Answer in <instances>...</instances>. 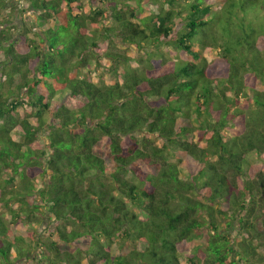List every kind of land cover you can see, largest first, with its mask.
Listing matches in <instances>:
<instances>
[{
	"label": "trees",
	"instance_id": "obj_1",
	"mask_svg": "<svg viewBox=\"0 0 264 264\" xmlns=\"http://www.w3.org/2000/svg\"><path fill=\"white\" fill-rule=\"evenodd\" d=\"M88 3L0 20V264H264V0Z\"/></svg>",
	"mask_w": 264,
	"mask_h": 264
},
{
	"label": "rangeland",
	"instance_id": "obj_2",
	"mask_svg": "<svg viewBox=\"0 0 264 264\" xmlns=\"http://www.w3.org/2000/svg\"><path fill=\"white\" fill-rule=\"evenodd\" d=\"M11 3L16 5V9H14L13 13L10 15V12L13 10L12 8H9L8 11H6V9H1L0 8V20H4L7 19L8 17L10 19H13L14 22H18L21 20L27 24H29V26L31 25V27H33L34 29H37V27L34 25V16L32 15L31 12H24L21 13L20 10L22 7H27V6H31L30 4V0H11ZM134 3V2H131ZM85 8L86 11H89V3L88 0H85ZM148 10H151L152 8H149L147 6ZM93 29V28H90ZM17 33V31H16ZM76 34V30L74 28L71 29L69 36L67 37V39L69 38L70 42L73 40V37ZM99 47L101 49V52H99V55H102L103 52L107 51V49H113L115 51H120L121 53H125V55H127L130 58V64L136 68V69H142L143 68V64L141 62H139L138 60L141 59L138 52L139 50L136 47H132L129 44L123 43V42H118L114 47L111 48L110 46V41L109 39H105V40H100V44ZM140 53V52H139ZM171 56L173 57V55H175L174 52H170ZM207 56L210 59H216L218 57L217 54V50H209L208 52H206ZM4 55L3 53H0V60H4ZM110 65V61L107 58H102L100 61V65H98L97 62H94L93 65L91 66V68H85L84 73H89V77L94 80L97 83H100L101 80L105 83H109L112 82L114 79V77L111 75V73H107L106 72V66ZM91 70V72H90ZM20 80V77H19ZM251 93V91H250ZM67 94L64 95V97H66ZM56 100H62V94H58L57 96H55ZM22 112L25 114L26 111L22 110ZM248 116L246 117V123H250L251 125H253V123L255 122L256 118H259V113L260 110L258 109V107H255V105H251V107L246 111ZM249 128V127H247ZM253 131H249V135L252 134ZM249 160L251 161V163L253 164H259L260 163V156L255 152L252 151L249 153ZM131 178V177H130ZM46 211V210H45ZM47 213V211L45 212V214ZM48 216H51V213L48 212V214H46L45 219L42 221V223H40V225L38 226V233H37V237H41V238H51L54 231L56 230V225L55 222H53V220H49ZM6 217L8 219H10L9 214L6 215ZM47 217V218H46ZM258 221V228L260 229V231L264 234V218H260L257 220ZM10 228H14V224H10ZM28 261L27 260H23V264H27Z\"/></svg>",
	"mask_w": 264,
	"mask_h": 264
}]
</instances>
